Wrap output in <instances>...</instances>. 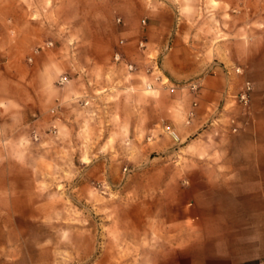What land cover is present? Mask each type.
Wrapping results in <instances>:
<instances>
[{"label":"crops","instance_id":"crops-1","mask_svg":"<svg viewBox=\"0 0 264 264\" xmlns=\"http://www.w3.org/2000/svg\"><path fill=\"white\" fill-rule=\"evenodd\" d=\"M70 10V0H0V226L24 213L55 217L56 140L69 122L81 128L79 110L106 98L93 92L111 91L113 112L141 109L127 117L128 139L137 124L145 155L163 160L144 170L156 201L133 205L151 264H264V0H87L77 20ZM74 35L85 59L106 60L115 48L124 60L156 61L146 89L157 95L137 106L141 72L88 67L57 90V60ZM44 41L55 49L33 53ZM245 82L248 106L236 101ZM79 167L81 184L104 171Z\"/></svg>","mask_w":264,"mask_h":264},{"label":"rangeland","instance_id":"rangeland-1","mask_svg":"<svg viewBox=\"0 0 264 264\" xmlns=\"http://www.w3.org/2000/svg\"><path fill=\"white\" fill-rule=\"evenodd\" d=\"M36 1L51 5V0ZM86 1L70 0L68 14L71 20L78 19V9ZM114 21L120 22L117 18ZM78 38L75 35L69 38V49L61 53L67 58L57 60L54 83L57 90L72 81L71 72L88 67L110 69L119 78L141 72L140 87L133 91L137 106L143 97L157 95L146 89V85L154 83L148 77L159 73L154 64L156 61L124 60L115 48L106 60L85 59L80 56L79 48L74 49L75 44H79ZM54 49L52 41H44L33 53ZM116 53L121 57L119 61L114 60ZM29 62L30 59L22 61L23 65H29ZM65 64L69 65L67 71ZM129 64L134 67L132 71L128 70ZM62 76L67 78L66 84L58 85ZM26 78L29 75L20 77L19 82L25 83ZM105 79L111 83V78ZM117 86L122 88L120 83ZM92 94L106 98L103 102L93 99L77 112L76 117L82 121L81 130L78 124L69 122V126L62 127L60 138L56 140L57 154L50 162L55 165L54 171L50 172V179L55 181V187L50 188L51 193L54 192L55 217L48 219L46 215L24 213L25 217L20 215L8 220L6 227L0 226V264H151V256L155 253L143 250V245L149 243V236L144 227L137 226L140 221L135 219L137 212L133 205L144 200L156 201L149 188L143 187L144 180H154L146 177L144 170L163 163V160L157 154L145 155L141 147L144 136L137 124L133 130L135 136L128 139L127 117L131 118V112L137 114L141 109L120 107L113 112L111 91ZM122 94L116 93L118 99ZM80 163L102 164L104 171L87 172L89 182L81 184L80 178L85 173L80 169Z\"/></svg>","mask_w":264,"mask_h":264},{"label":"built area","instance_id":"built-area-1","mask_svg":"<svg viewBox=\"0 0 264 264\" xmlns=\"http://www.w3.org/2000/svg\"><path fill=\"white\" fill-rule=\"evenodd\" d=\"M140 46L142 47V44H140ZM120 58L121 57L119 54L116 53L114 55V60L119 61ZM127 67H128L129 71H132L134 69L133 65H131V64L127 65ZM234 72H235V74H240L241 70L239 68H234ZM147 73H148V71H147ZM155 80H157V78ZM66 81H67V78L65 76H62L58 79L57 83H58V85H63L66 83ZM163 84L166 85L167 82H165ZM146 87L150 88V84L146 85ZM190 89L193 92H197L198 91V85L196 83H193L190 85ZM252 89H253L252 84L250 82H245L242 86V89L240 90V92L236 96L237 103L242 105V106H248L250 103ZM166 131L176 142H179V138L177 137L176 133L173 130L167 128Z\"/></svg>","mask_w":264,"mask_h":264}]
</instances>
